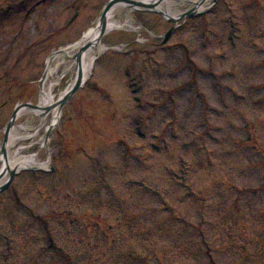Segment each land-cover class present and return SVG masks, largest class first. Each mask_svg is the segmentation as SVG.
<instances>
[{"label": "rangeland", "instance_id": "1", "mask_svg": "<svg viewBox=\"0 0 264 264\" xmlns=\"http://www.w3.org/2000/svg\"><path fill=\"white\" fill-rule=\"evenodd\" d=\"M106 2L52 0L47 12L35 14L19 37L20 54L24 48L25 53L16 65L8 61L5 67L14 72L5 76V83L15 78L27 86L29 97L20 102H38L46 59L77 41ZM228 5L238 21L236 47L225 37ZM132 14L139 32L106 35L104 41L120 50L111 49L100 58L92 77L63 106L41 153L47 171H22L0 193V233L12 239L4 262L0 234V264H43L46 257L45 264H210L206 249L214 264H264V0H217L209 13L181 22L163 46L172 25L160 14ZM132 57L136 67H143L146 59L141 93L148 105L143 111L133 102L122 73ZM14 103L3 109V126ZM138 113L150 126L146 123L145 147H140L130 122ZM172 114L177 138L166 134L160 146L168 151H150L161 128L167 132ZM183 141L191 143L184 148ZM242 144L246 146L240 148ZM176 158L189 161L187 184L192 191L211 196L201 223L210 245L204 241L201 246L193 229L201 227L199 205L183 197L185 189L165 170L178 168ZM132 178L167 189V201L178 217L168 216L151 193L129 184ZM16 215L20 223L13 221ZM179 218L189 228L179 227ZM45 219L57 228L49 237L42 235L49 225ZM237 233L249 235L241 238ZM179 239L188 243L186 253L184 243L175 248ZM243 239L249 252L242 255L256 254L252 260L240 259V249L232 248ZM57 247L64 253H55ZM180 251L185 255L175 259ZM154 253L164 261H153Z\"/></svg>", "mask_w": 264, "mask_h": 264}, {"label": "bare ground", "instance_id": "2", "mask_svg": "<svg viewBox=\"0 0 264 264\" xmlns=\"http://www.w3.org/2000/svg\"><path fill=\"white\" fill-rule=\"evenodd\" d=\"M212 4L213 0H136L134 4L118 2L105 17V34L141 29L132 15L135 10L158 12L166 20L178 23L181 15L187 11L198 13L209 9ZM100 31L101 24L96 19L77 42L61 47L60 51L48 57L37 105L17 110L15 118H22L23 122L13 125L7 141L0 143V185L6 182L12 171L48 167V161L44 160L41 153L49 144L48 134L59 124L63 100L77 81L85 83L94 61L109 49L104 42L105 34L101 36ZM64 77L68 79L61 87Z\"/></svg>", "mask_w": 264, "mask_h": 264}, {"label": "water", "instance_id": "3", "mask_svg": "<svg viewBox=\"0 0 264 264\" xmlns=\"http://www.w3.org/2000/svg\"><path fill=\"white\" fill-rule=\"evenodd\" d=\"M114 3H115V0H111V1L107 4V6L105 7V9H104V11H103V13H102V16H101V20H102V21L104 20V16H105V14L107 13V11L109 10V8H110ZM186 15H189V13L186 14ZM103 27H104V23H103ZM102 32H103V29H102ZM78 86H79V85H78V83H77L76 86H74V87L72 88L70 94L74 93ZM3 187H4V186H3Z\"/></svg>", "mask_w": 264, "mask_h": 264}, {"label": "flooded vegetation", "instance_id": "4", "mask_svg": "<svg viewBox=\"0 0 264 264\" xmlns=\"http://www.w3.org/2000/svg\"><path fill=\"white\" fill-rule=\"evenodd\" d=\"M2 110H3V95H2V86L0 82V118L2 117Z\"/></svg>", "mask_w": 264, "mask_h": 264}]
</instances>
